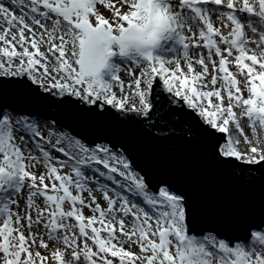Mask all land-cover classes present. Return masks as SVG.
Returning <instances> with one entry per match:
<instances>
[{
	"label": "snow or ice",
	"instance_id": "1",
	"mask_svg": "<svg viewBox=\"0 0 264 264\" xmlns=\"http://www.w3.org/2000/svg\"><path fill=\"white\" fill-rule=\"evenodd\" d=\"M0 264H264V0H0Z\"/></svg>",
	"mask_w": 264,
	"mask_h": 264
},
{
	"label": "water",
	"instance_id": "2",
	"mask_svg": "<svg viewBox=\"0 0 264 264\" xmlns=\"http://www.w3.org/2000/svg\"><path fill=\"white\" fill-rule=\"evenodd\" d=\"M181 151H183V149H181ZM144 152L146 155H150V150L148 148L145 147ZM190 158L195 161L196 163H198L201 167H204L207 169V164L205 161H203L201 158H199L197 156V154L193 151L191 153H189ZM219 177V181L217 180V178ZM207 181L209 184H216L218 182L224 184L225 187H227V177L216 171V170H207Z\"/></svg>",
	"mask_w": 264,
	"mask_h": 264
},
{
	"label": "rangeland",
	"instance_id": "3",
	"mask_svg": "<svg viewBox=\"0 0 264 264\" xmlns=\"http://www.w3.org/2000/svg\"><path fill=\"white\" fill-rule=\"evenodd\" d=\"M238 15L241 17V19H242L243 21L246 22V18L248 17V14H247V13H238ZM249 35H251V34L249 33ZM123 75H124V74H122V77H123ZM22 206H23V205H22Z\"/></svg>",
	"mask_w": 264,
	"mask_h": 264
}]
</instances>
